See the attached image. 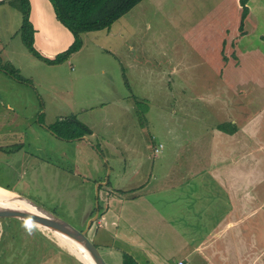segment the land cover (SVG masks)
<instances>
[{"label":"rangeland","instance_id":"1","mask_svg":"<svg viewBox=\"0 0 264 264\" xmlns=\"http://www.w3.org/2000/svg\"><path fill=\"white\" fill-rule=\"evenodd\" d=\"M174 1L166 0L167 5L161 4L159 10L150 0L144 1L145 9L136 4L112 27L80 35L81 46L53 63L36 45L39 57L23 42L21 4L16 0L0 3L1 184L80 231L96 212L101 215L95 210L88 220L82 216L85 206L93 205V210L98 206L99 178H105L117 193L136 191L137 182L143 185L142 191L149 192L158 180L161 188L171 190L172 158L192 154L193 145L187 147V141L200 134L209 138L205 130L217 111L213 105L204 107L203 99L215 92L219 83L218 79H202L216 78L206 69L207 64L193 68L191 64L198 63V58L181 34L184 16L211 1L190 0L186 9H173ZM133 10L136 16L130 24L124 23ZM62 26L68 34L56 30L53 43L45 44L58 55L74 42L72 32ZM175 58L183 60L180 73L184 76L172 71L178 64L167 62H176ZM189 72L200 75L189 77ZM189 97H195V103ZM71 116L91 133L75 139L56 136L52 129ZM18 142L23 148L15 153ZM159 144L162 147L155 155ZM120 156L127 160L126 165ZM134 167L137 174L126 179ZM95 220L99 221L95 218L92 222ZM33 226L0 216V256L4 258L0 264H78L69 261L61 252L68 251ZM93 229L94 224L87 236L105 263L122 264L109 255L111 251L100 248L99 241L108 242V236L98 231L95 238Z\"/></svg>","mask_w":264,"mask_h":264},{"label":"crops","instance_id":"2","mask_svg":"<svg viewBox=\"0 0 264 264\" xmlns=\"http://www.w3.org/2000/svg\"><path fill=\"white\" fill-rule=\"evenodd\" d=\"M144 1L136 7L145 9ZM150 1L158 10L167 5L166 0ZM189 1L175 0L172 7L186 9ZM210 1L184 16L181 31L199 61L191 64L193 68L207 64L216 78L202 79L219 81L216 91L212 85L205 86L215 92L204 95V107L213 105L217 111L205 130L209 138L200 134L187 141V147L193 145L192 154L172 158L171 190L161 188L158 180L149 192L137 182L136 191L123 194L114 192L105 178L94 181L102 206L98 222L110 234V247L100 248L120 261L127 253L138 264H264V151H260L264 146V0H247L242 31L240 0ZM29 5L34 45L53 58L57 52L46 42L53 43L56 30L68 33L56 19L50 0H29ZM129 15L124 23L130 24L136 16L134 10ZM167 62L178 64L172 69L175 73L184 71L182 59ZM192 74L196 72L186 75ZM189 98L194 102L195 97ZM219 125L235 131L228 133ZM22 144L15 143V153H20ZM126 161L123 158L125 165ZM137 172L134 167L126 179ZM92 211L93 205L85 206L84 220Z\"/></svg>","mask_w":264,"mask_h":264},{"label":"trees","instance_id":"3","mask_svg":"<svg viewBox=\"0 0 264 264\" xmlns=\"http://www.w3.org/2000/svg\"><path fill=\"white\" fill-rule=\"evenodd\" d=\"M4 1L6 0H0V3ZM11 1L13 3L15 0ZM16 1L19 2L22 6L23 23L21 26V33L23 42L28 46L31 51L35 53V55H37V57H39L41 55L37 53L33 46L34 29L29 20V1ZM140 1L141 0H50L57 20H59L72 32L74 36V42L62 54H56L55 57L46 58V60L53 63L61 60L62 57H68L70 53L76 51L81 46L82 42L79 39L80 35H82L83 33H88L90 31H96L109 27L115 20L123 16L129 10H131ZM246 3L247 0H240V4L242 5V13L239 29L241 31L243 29L244 18L247 15L248 11ZM218 128L224 130V125H219ZM224 131L232 133L235 130L234 128H232L229 131ZM52 132L60 138L75 139L83 135L90 134L91 130L86 125H84V123L79 121L75 116H71L70 118H66L65 121L58 122L57 129H52ZM95 210H98L101 214L102 206H100V203H98V206L94 208L91 213V216L93 215ZM93 224V234L95 238L99 236L98 231H101V233H104L108 236V242L106 240H98L99 246L106 245V247H110V234L104 231L106 229L103 226H100L98 221L96 222L95 220L94 223L91 222V225ZM54 249L56 250V248ZM58 250L61 251V249ZM61 252L69 259V261L72 260L71 262H77L78 264H82L65 251L62 250ZM1 259L3 260L4 258L0 256V260ZM121 262L122 264H138L135 259H133L127 253L122 254Z\"/></svg>","mask_w":264,"mask_h":264},{"label":"water","instance_id":"4","mask_svg":"<svg viewBox=\"0 0 264 264\" xmlns=\"http://www.w3.org/2000/svg\"><path fill=\"white\" fill-rule=\"evenodd\" d=\"M2 188L10 191L13 194L15 193L16 195L8 199L0 198V216L15 217L34 225L36 228V225H39L41 227H45L57 233H60L79 245L86 252V255L88 256L91 264H106L102 259L101 254H99L98 249L93 245V243L87 236V231L91 225L92 220H94L98 216L97 212L88 220L87 226L80 231L73 227L66 220L40 206L30 198L8 188ZM9 203L12 205H10ZM23 204L31 206V210L26 209V206ZM75 259L82 264H85V262L81 259H78L77 257H75Z\"/></svg>","mask_w":264,"mask_h":264},{"label":"bare ground","instance_id":"5","mask_svg":"<svg viewBox=\"0 0 264 264\" xmlns=\"http://www.w3.org/2000/svg\"><path fill=\"white\" fill-rule=\"evenodd\" d=\"M15 195H16L15 193L13 194L10 191L5 190L0 186V198L1 199H8V198H11L12 196H15ZM13 204H17V203H13ZM10 205H12V204H10ZM23 205L26 206V207L24 206L26 209L32 208L31 206H28L26 204H23ZM15 208H17V207H15ZM36 226L39 230H42L43 232H45L47 234V236H49L51 239H53L56 242V244H58L64 250L70 252L73 256L77 257L78 259H81L82 261L85 262V264H91L88 256L86 255V252L79 245H77L74 241H72L71 239L67 238L66 236H64L60 233H57L51 229L41 227L39 225H36Z\"/></svg>","mask_w":264,"mask_h":264},{"label":"built area","instance_id":"6","mask_svg":"<svg viewBox=\"0 0 264 264\" xmlns=\"http://www.w3.org/2000/svg\"><path fill=\"white\" fill-rule=\"evenodd\" d=\"M156 151H157V149H156ZM178 264H182V262H181V261H179V262H178Z\"/></svg>","mask_w":264,"mask_h":264}]
</instances>
